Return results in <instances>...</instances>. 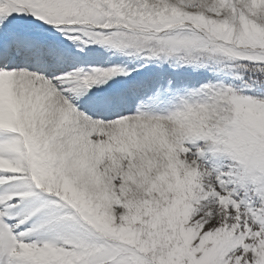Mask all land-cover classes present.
Here are the masks:
<instances>
[{
    "label": "snow or ice",
    "instance_id": "6c2138e0",
    "mask_svg": "<svg viewBox=\"0 0 264 264\" xmlns=\"http://www.w3.org/2000/svg\"><path fill=\"white\" fill-rule=\"evenodd\" d=\"M0 264H264V0H0Z\"/></svg>",
    "mask_w": 264,
    "mask_h": 264
}]
</instances>
